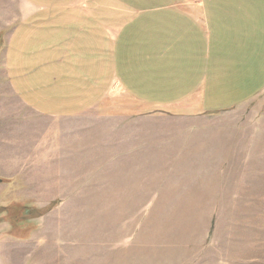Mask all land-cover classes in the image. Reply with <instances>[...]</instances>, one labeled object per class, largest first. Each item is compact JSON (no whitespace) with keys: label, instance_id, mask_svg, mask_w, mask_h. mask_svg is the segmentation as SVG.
Returning a JSON list of instances; mask_svg holds the SVG:
<instances>
[{"label":"crops","instance_id":"crops-1","mask_svg":"<svg viewBox=\"0 0 264 264\" xmlns=\"http://www.w3.org/2000/svg\"><path fill=\"white\" fill-rule=\"evenodd\" d=\"M16 1L21 10L7 33L0 89L21 106L29 140L37 139L30 155L40 173L53 171L58 181L82 171L94 181L100 172L104 212L152 211L173 195L176 179L188 189L205 180L215 189L217 168L203 179L185 172L215 164L206 148L216 142L204 134L216 130L171 120L196 115L186 104L220 113L264 90L256 0ZM120 97L132 107H111ZM110 244L103 264H143L137 250L111 252Z\"/></svg>","mask_w":264,"mask_h":264},{"label":"rangeland","instance_id":"rangeland-1","mask_svg":"<svg viewBox=\"0 0 264 264\" xmlns=\"http://www.w3.org/2000/svg\"><path fill=\"white\" fill-rule=\"evenodd\" d=\"M256 3L260 14L255 22L263 25L256 34L264 46V0ZM237 5L236 21L242 23L243 7ZM101 7L96 4L93 10ZM20 10L16 0H0V63L9 27ZM110 106L132 107L121 97L112 99ZM184 107L196 115L172 123L216 130L204 134L207 141L216 142L206 148V157L215 164L205 161L201 171L199 166L185 174L203 179L217 168L215 189H207L206 180L188 189L176 179L173 195L160 198L152 211L104 212L100 172H94L100 177L94 181L82 171L58 181L53 171L40 173L30 155L37 139L29 140L22 130L21 106L1 88L0 264H103L109 241L111 252L121 247L126 252L137 250L143 264H264V90L249 103L225 112L203 114L195 104ZM94 134L103 139L108 133L96 128ZM42 174L46 177L39 180ZM134 221L135 243L129 238L135 236ZM118 235L127 238L121 247L114 243Z\"/></svg>","mask_w":264,"mask_h":264},{"label":"trees","instance_id":"trees-1","mask_svg":"<svg viewBox=\"0 0 264 264\" xmlns=\"http://www.w3.org/2000/svg\"><path fill=\"white\" fill-rule=\"evenodd\" d=\"M26 209V208H25ZM49 210V208H46V209H44V211L43 212H46V211H48Z\"/></svg>","mask_w":264,"mask_h":264},{"label":"bare ground","instance_id":"bare-ground-1","mask_svg":"<svg viewBox=\"0 0 264 264\" xmlns=\"http://www.w3.org/2000/svg\"><path fill=\"white\" fill-rule=\"evenodd\" d=\"M13 249V248H12Z\"/></svg>","mask_w":264,"mask_h":264}]
</instances>
